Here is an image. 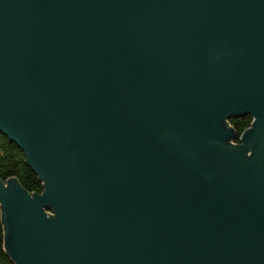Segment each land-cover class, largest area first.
<instances>
[{"label": "water", "instance_id": "obj_1", "mask_svg": "<svg viewBox=\"0 0 264 264\" xmlns=\"http://www.w3.org/2000/svg\"><path fill=\"white\" fill-rule=\"evenodd\" d=\"M0 133L15 264H264V0H0Z\"/></svg>", "mask_w": 264, "mask_h": 264}, {"label": "trees", "instance_id": "obj_2", "mask_svg": "<svg viewBox=\"0 0 264 264\" xmlns=\"http://www.w3.org/2000/svg\"><path fill=\"white\" fill-rule=\"evenodd\" d=\"M252 121V117L247 116L233 120L231 124L236 132L241 135L251 126ZM236 142H239V138ZM11 178L17 179L20 185L31 194H42L44 191L43 183L27 166L23 151L0 133V179L6 182ZM5 233L3 212L0 204V264H15L6 251Z\"/></svg>", "mask_w": 264, "mask_h": 264}, {"label": "flooded vegetation", "instance_id": "obj_3", "mask_svg": "<svg viewBox=\"0 0 264 264\" xmlns=\"http://www.w3.org/2000/svg\"><path fill=\"white\" fill-rule=\"evenodd\" d=\"M247 117V116H246ZM241 118H243V117H241ZM237 119H239V118H237ZM233 120H236V119H233ZM233 120H230V121H228V124L230 125V127H232L233 128V126H232V124H231V122L233 121ZM252 123H253V121H252ZM252 125V124H251ZM250 128V127H249ZM248 128V129H249ZM235 129V128H234ZM247 130V129H246ZM236 131V130H235ZM236 143H238V142H236Z\"/></svg>", "mask_w": 264, "mask_h": 264}]
</instances>
